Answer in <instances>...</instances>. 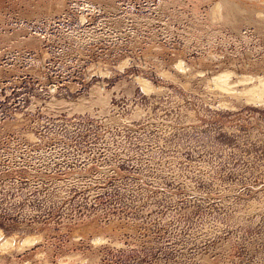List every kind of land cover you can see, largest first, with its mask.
I'll return each instance as SVG.
<instances>
[{
	"label": "rangeland",
	"instance_id": "obj_1",
	"mask_svg": "<svg viewBox=\"0 0 264 264\" xmlns=\"http://www.w3.org/2000/svg\"><path fill=\"white\" fill-rule=\"evenodd\" d=\"M240 76L264 0H0V264H264Z\"/></svg>",
	"mask_w": 264,
	"mask_h": 264
},
{
	"label": "bare ground",
	"instance_id": "obj_2",
	"mask_svg": "<svg viewBox=\"0 0 264 264\" xmlns=\"http://www.w3.org/2000/svg\"><path fill=\"white\" fill-rule=\"evenodd\" d=\"M227 5V2H225ZM222 7L220 4L216 3L213 7L212 13L213 17L219 19L221 17ZM231 74L228 71L223 72L220 76L214 78V81L218 84V88L222 90H236L238 89L235 83L230 80ZM238 83L243 85L240 94L246 96L249 100H254L257 102H264V77H256L251 87H249V82L253 81V77L251 76H240L238 77ZM241 82V83H240ZM234 83V84H232ZM237 84V83H236Z\"/></svg>",
	"mask_w": 264,
	"mask_h": 264
}]
</instances>
